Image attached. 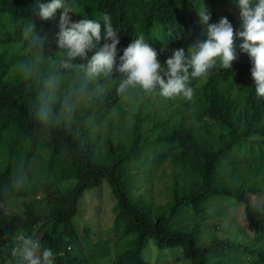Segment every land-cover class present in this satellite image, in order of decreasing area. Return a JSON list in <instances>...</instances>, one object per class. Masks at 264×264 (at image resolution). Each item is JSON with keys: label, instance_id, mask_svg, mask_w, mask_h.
<instances>
[{"label": "trees", "instance_id": "obj_1", "mask_svg": "<svg viewBox=\"0 0 264 264\" xmlns=\"http://www.w3.org/2000/svg\"><path fill=\"white\" fill-rule=\"evenodd\" d=\"M48 2L0 0V42L11 41L13 49L23 52L8 57L7 51L0 52V150L6 151L0 160V264H17L11 249L18 231L42 232L41 244L53 250L54 264H87L83 252L90 246V234L87 227L81 232L75 216L84 192L104 180L118 200L116 222L124 224L126 234L138 233L136 246L119 253L113 264H149L142 250L152 237L161 248L182 246L192 264H264V201L253 205L248 200V195L264 192V97L256 94L251 57L240 47L243 39L234 40L231 69L222 68L217 58L206 77L190 78V101L183 98L181 105L172 106V98L139 88L118 94L124 74L114 69L109 85L90 105L45 133L35 119L36 88L21 78L17 64L31 55L23 36L30 22L35 34L46 40L47 53L55 56L59 51L62 10L48 20L38 14L37 5ZM71 2L76 5L75 22L96 20L103 32V16L110 17L120 41L116 67L141 35L162 65L174 50L183 49L187 56L194 44L206 39L201 10L210 14V24L227 18L236 32L243 30L236 0ZM96 50L88 52L89 59ZM72 74L75 77L66 73V84ZM127 101L133 106L126 107ZM162 110L170 112L168 118ZM177 113L182 119L172 124ZM190 117L194 124L188 125ZM95 137H105L103 153ZM167 163L177 169L170 197L160 205L167 207L163 212L148 207L142 196L137 199L130 182L139 172L159 170ZM21 171L28 178L25 185L5 192ZM37 194L46 197L38 207L29 200L21 211L9 212L4 206L12 197L31 199ZM234 205L244 207L249 220L245 229L236 226L232 235L214 234L206 241L205 221L219 211L227 214ZM184 209L196 220L190 229L178 227Z\"/></svg>", "mask_w": 264, "mask_h": 264}, {"label": "clouds", "instance_id": "obj_2", "mask_svg": "<svg viewBox=\"0 0 264 264\" xmlns=\"http://www.w3.org/2000/svg\"><path fill=\"white\" fill-rule=\"evenodd\" d=\"M236 4L243 30L236 32L227 18H222L218 24H210V14L201 10L199 17L206 39L194 44L187 56L183 49L174 50L162 65L157 51L141 35L124 50L116 67L120 41L107 14L103 16L102 32L101 23L96 20H72V14L77 12L71 0L39 3L38 14L44 20L62 10L57 41L59 51L55 56L49 55L46 40L35 34L30 22L23 29V36L31 55L18 62L17 72L36 88L35 119L41 131L50 132L64 119H71L79 109L90 105L104 87L103 82L112 80L114 69L124 74L118 94L139 88L144 93H158L164 98L183 97L190 101L194 95L190 78L206 77L217 58L222 68L231 69L236 59L234 40L237 36L243 39L240 47L252 60L251 76L256 94L264 97V0H236ZM102 35L104 42L101 45ZM93 49L97 50L89 59L87 54ZM77 58L86 63H76ZM66 73L75 74L67 84ZM27 179L21 171L5 192L22 188ZM13 240L11 256L17 264H54L53 250L43 247L35 234L18 231Z\"/></svg>", "mask_w": 264, "mask_h": 264}, {"label": "rangeland", "instance_id": "obj_3", "mask_svg": "<svg viewBox=\"0 0 264 264\" xmlns=\"http://www.w3.org/2000/svg\"><path fill=\"white\" fill-rule=\"evenodd\" d=\"M11 48V41L0 42V52L7 51V57L8 53L10 55L12 53L23 54V52ZM73 78L74 76L72 74L71 79ZM103 83L104 87L97 95L104 92L110 81H104ZM182 101L183 97H173L171 105H181ZM165 105H168V103ZM125 106L131 107L133 104L131 101H127ZM169 113L162 110L165 118L169 117ZM181 119L182 114L177 113L173 116L172 124H178ZM187 124H194L192 117L188 119ZM95 138L98 141L99 153H103L105 151V137H100V139L98 137ZM5 158L6 151L2 149L0 150V160L3 161ZM176 169L173 164L167 163L159 170L148 169L139 172L130 182L136 198L140 199V196H142L147 202L146 204H149L148 207L154 206L155 209L166 212L167 207L163 206L160 208V205L166 204L170 197L171 185L175 180L174 173ZM44 198L46 197L41 194H37L31 199L15 196L10 198L4 206L9 212H16L23 210L24 201H32L38 207ZM248 198L249 202L253 205L261 204L264 201V192L252 196L248 195ZM186 210L188 209H184L180 213L179 220H181V224L178 227L190 229L196 220L190 219V215L186 213ZM118 212V200L108 180H104L101 186L87 189L84 192L78 205V213L75 219L81 232L83 227H87V232L90 234L88 241L90 246L83 252L85 257L88 258L87 264H113L114 258L119 253L136 246L138 233L126 234L124 232V224L116 222ZM246 222L249 223V220L245 218L244 207L242 205H234V207L228 210L227 214L221 215L219 211L216 215H212V217L206 220L202 227V235L206 241H209L214 234L220 236L232 235L237 227L245 229ZM41 235L42 232L37 233L35 238L40 240ZM75 253H78L77 250ZM142 253L149 264H192L185 256V251L182 246L161 248L158 246L155 237L149 239ZM6 264H12L11 260L7 261Z\"/></svg>", "mask_w": 264, "mask_h": 264}]
</instances>
